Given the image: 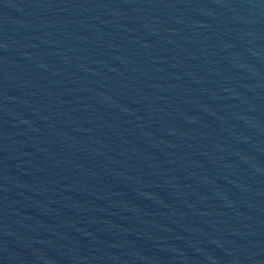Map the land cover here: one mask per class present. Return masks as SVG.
Segmentation results:
<instances>
[{
	"label": "water",
	"instance_id": "water-1",
	"mask_svg": "<svg viewBox=\"0 0 264 264\" xmlns=\"http://www.w3.org/2000/svg\"><path fill=\"white\" fill-rule=\"evenodd\" d=\"M0 264H264V0H0Z\"/></svg>",
	"mask_w": 264,
	"mask_h": 264
}]
</instances>
